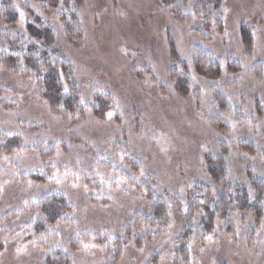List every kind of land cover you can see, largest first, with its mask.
<instances>
[{"label": "rangeland", "instance_id": "obj_1", "mask_svg": "<svg viewBox=\"0 0 264 264\" xmlns=\"http://www.w3.org/2000/svg\"><path fill=\"white\" fill-rule=\"evenodd\" d=\"M176 1L0 0V264H264V0Z\"/></svg>", "mask_w": 264, "mask_h": 264}, {"label": "trees", "instance_id": "obj_2", "mask_svg": "<svg viewBox=\"0 0 264 264\" xmlns=\"http://www.w3.org/2000/svg\"><path fill=\"white\" fill-rule=\"evenodd\" d=\"M173 1L174 4L177 3L176 0ZM210 1H213V4L215 5L212 10L200 9L201 12L204 13L203 17H206L207 19L210 17L214 18V15L217 16L222 14L221 0ZM217 9V12H213ZM11 13H13V11L8 10L7 7H3L2 9H0V16L6 18L11 17L9 16ZM47 50H40L34 44L26 43L18 51V55L20 56V60L18 62L22 63L24 67H21L22 69L30 74H33L35 80L37 82H40V84H43L42 86L44 88L46 99L52 106L56 105L57 108L63 109L65 111H69L70 109L72 110L79 102V94L76 88H74L75 85L73 84V80L70 79L72 76L71 68L67 65L68 63L63 59V57L56 56L54 53ZM15 61V64L17 66L18 62L17 60ZM6 63L11 67H16L13 64H10L8 61H6ZM260 187L263 188L264 185H258L257 193H262L264 191ZM258 196L259 195L257 194L256 200H260ZM222 197V201H220L212 211L207 210V216L209 218L208 221H210L211 216H216L218 211L227 208L235 209L237 206L241 205L239 203L237 205V202L233 201L231 194L224 195ZM52 202L54 203L55 209H59V207L61 206V202L58 200H54ZM252 204L256 207L258 206L257 202ZM253 205H251V207H254Z\"/></svg>", "mask_w": 264, "mask_h": 264}, {"label": "snow or ice", "instance_id": "obj_3", "mask_svg": "<svg viewBox=\"0 0 264 264\" xmlns=\"http://www.w3.org/2000/svg\"><path fill=\"white\" fill-rule=\"evenodd\" d=\"M20 17H21V20H23V18H24V13L23 12H20ZM107 115H108L109 118H111L112 113L109 112ZM209 239H211V237H209ZM85 247H88V245H85Z\"/></svg>", "mask_w": 264, "mask_h": 264}]
</instances>
